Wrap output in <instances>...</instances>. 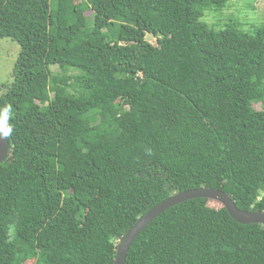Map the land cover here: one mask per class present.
I'll return each mask as SVG.
<instances>
[{
    "label": "trees",
    "instance_id": "1",
    "mask_svg": "<svg viewBox=\"0 0 264 264\" xmlns=\"http://www.w3.org/2000/svg\"><path fill=\"white\" fill-rule=\"evenodd\" d=\"M230 1L0 0L19 46L0 94V264H113L141 215L191 189L264 212V24L202 20ZM209 201L167 209L124 264H264V225Z\"/></svg>",
    "mask_w": 264,
    "mask_h": 264
},
{
    "label": "water",
    "instance_id": "2",
    "mask_svg": "<svg viewBox=\"0 0 264 264\" xmlns=\"http://www.w3.org/2000/svg\"><path fill=\"white\" fill-rule=\"evenodd\" d=\"M10 147L7 139H0V163L9 155ZM193 199H207L217 202L225 209L227 214L235 222L241 225H264V212L244 211L238 209L230 196L219 189L198 188L177 192L164 199L150 210L141 215L135 223L126 231L118 241L115 248L113 264H124L126 254L133 240L151 221L165 212L167 209Z\"/></svg>",
    "mask_w": 264,
    "mask_h": 264
},
{
    "label": "rangeland",
    "instance_id": "3",
    "mask_svg": "<svg viewBox=\"0 0 264 264\" xmlns=\"http://www.w3.org/2000/svg\"><path fill=\"white\" fill-rule=\"evenodd\" d=\"M85 16L89 18L90 12L85 13ZM202 20L215 30L224 28L226 24L235 23L243 31L249 32L264 24V0H232L220 11L212 8L205 10ZM145 39L153 45L156 43L149 34H146ZM18 52L17 43L8 38H0V94L11 80L10 75ZM51 71L54 74L60 73L55 66H51ZM261 107L259 104H254L255 109ZM207 205L215 209L220 207L213 201H209Z\"/></svg>",
    "mask_w": 264,
    "mask_h": 264
},
{
    "label": "clouds",
    "instance_id": "4",
    "mask_svg": "<svg viewBox=\"0 0 264 264\" xmlns=\"http://www.w3.org/2000/svg\"><path fill=\"white\" fill-rule=\"evenodd\" d=\"M13 118V107L11 104L0 107V139H7L12 136L14 132V126L10 123ZM147 155H152L151 149H146ZM9 239L15 235V227L9 225L8 233Z\"/></svg>",
    "mask_w": 264,
    "mask_h": 264
}]
</instances>
